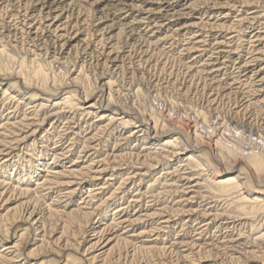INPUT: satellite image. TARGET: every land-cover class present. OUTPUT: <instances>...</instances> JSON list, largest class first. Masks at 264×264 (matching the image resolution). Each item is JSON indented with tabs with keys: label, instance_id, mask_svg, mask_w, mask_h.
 Returning <instances> with one entry per match:
<instances>
[{
	"label": "bare ground",
	"instance_id": "obj_1",
	"mask_svg": "<svg viewBox=\"0 0 264 264\" xmlns=\"http://www.w3.org/2000/svg\"><path fill=\"white\" fill-rule=\"evenodd\" d=\"M0 264H264V0H0Z\"/></svg>",
	"mask_w": 264,
	"mask_h": 264
},
{
	"label": "rangeland",
	"instance_id": "obj_2",
	"mask_svg": "<svg viewBox=\"0 0 264 264\" xmlns=\"http://www.w3.org/2000/svg\"><path fill=\"white\" fill-rule=\"evenodd\" d=\"M75 57H77L76 59H78V56H79V54H78V56L77 55H74ZM73 56V57H74ZM75 57L74 58H72V62L73 61H75L76 59H75ZM74 59V60H73ZM95 59V57L93 58V61L89 64V68H88V70H89V72H91V73H89L93 78L95 77L94 76V74L95 73H97V72H100V70L99 69H97V67L95 66L96 65V60H94ZM90 60V59H89ZM173 61V60H172ZM172 63V65L175 67V72H174V74H173V76H175V75H180L181 74V69H180V67H179V65H177V63H175V62H171ZM174 64H176V65H174ZM93 65V66H92ZM96 67V69H95V67ZM180 69V70H179ZM94 70V71H93ZM123 71V72H122ZM122 71H120L119 73H118V75H116L115 76V79L117 78L118 80H116L117 81V83L119 84V85H121V86H127V84H128V82L129 81H132V82H138L139 83V85L141 86V88H142V90L144 91V90H146L148 93H149V91H150V93L152 92V93H156V92H154V90H157V92H159L158 93V95H159V97H158V99L157 100H154L153 99V97H149L148 96V93L147 94H145V98L147 99V100H149V101H147L144 97H143V101H142V103H144L145 105H146V107H148L149 106V108H150V106H151V104L153 105V106H155L156 108H157V110L159 111V109H162V108H166V107H170V108H173V111L175 112V113H181V114H183V113H185L186 112V114H190L191 116H194V115H196L197 113H198V111H201V109H202V111L205 113V115L206 116H208L210 113H208V108H207V97H206V95L204 96L203 95V93L202 92H196L195 91V93L193 92V93H191V94H185V97H184V95H183V93L179 90V88H178V86H175V85H170L169 87L167 86V89H166V87L164 88V85L162 86V85H160V87H159V85H158V87L155 89L154 88V86H152V85H154L153 84V81L156 79V78H162V79H165V78H167L169 75L167 74V75H165V73H163V72H161L160 70H151L149 73H145V75L142 73H135V76H134V74H128L127 73V70H122ZM156 71V72H155ZM126 72V73H125ZM152 72V73H151ZM161 72V73H160ZM122 73H123V76H122ZM154 73V74H153ZM127 74V75H126ZM149 74V75H148ZM121 75V76H120ZM163 75V76H162ZM119 78H118V77ZM134 76V77H133ZM157 76V77H156ZM158 76H160V77H158ZM127 77H128V79H127ZM122 78H123V80H122ZM130 78V79H129ZM125 80V81H124ZM137 80V81H136ZM120 82H122V83H120ZM125 84V85H124ZM148 84V85H147ZM174 87V88H173ZM145 88V89H144ZM149 88V89H148ZM164 88V89H163ZM158 89H159V91H158ZM166 89V90H165ZM178 89V90H177ZM164 90V91H163ZM146 91H144V93H146ZM178 91H180L179 93L181 94V96H180V94L178 93ZM197 93H199V94H197ZM201 93V94H200ZM147 96V97H146ZM144 99H145V102H144ZM203 99V100H202ZM151 100V101H150ZM159 100V101H158ZM226 100V101H225ZM232 100V101H231ZM222 101V102H221ZM146 102H147V104H146ZM218 102H220V103H218V106H219V108H220V110H221V116H223V117H228V116H230L231 115V113H232V111H234V109L232 110L231 108H234V99H224V98H222V100H218ZM228 103V104H227ZM221 104V105H220ZM224 104V105H223ZM227 104V105H226ZM231 104V105H230ZM157 105V106H156ZM167 105V106H166ZM169 105V106H168ZM223 105V106H222ZM185 106V107H184ZM228 106V107H227ZM175 107V108H174ZM222 107V108H221ZM224 107V108H223ZM159 108V109H158ZM201 108V109H200ZM226 108V109H225ZM177 109H178V111H177ZM184 110H185V112H184ZM230 110V111H229ZM157 111V112H158ZM182 111H183V113H182ZM226 111H229L228 113H226ZM207 112V113H206ZM225 113L227 114V115H225ZM211 115V114H210ZM209 115V116H210ZM213 115V114H212ZM211 115V116H212ZM255 137H257V136H255ZM30 239L29 238H27L26 239V241H29Z\"/></svg>",
	"mask_w": 264,
	"mask_h": 264
}]
</instances>
